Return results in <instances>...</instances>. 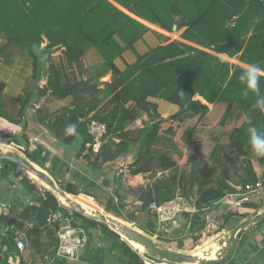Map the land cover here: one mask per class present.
Wrapping results in <instances>:
<instances>
[{"label":"trees","instance_id":"obj_1","mask_svg":"<svg viewBox=\"0 0 264 264\" xmlns=\"http://www.w3.org/2000/svg\"><path fill=\"white\" fill-rule=\"evenodd\" d=\"M115 1L169 31L175 24L179 28L187 26L182 38L264 68L263 1ZM253 10L258 13L256 16H250ZM255 18H259L257 23H253ZM147 28L110 0H3V23L0 21V30L8 42L15 43L25 54L34 57L35 80L45 72L47 85L42 88L36 86L35 89L41 94L51 90L60 99L72 96L68 105L54 112L38 109V119L61 142H80L76 157L84 160L83 168L91 173L92 179L107 176V166L128 157L131 158L128 162L130 174L126 177L145 175L148 178V183L132 186L125 185L121 176L113 174L108 190L103 191L81 176L74 181L61 177L58 180L62 190L85 207H92V201L80 194L92 196L108 213L114 211L116 204L124 210L127 198L132 196L134 201L140 202L135 214L141 213L147 218L146 223L139 227L154 236L158 233V224L149 208L151 202L164 203L177 196H194L199 207L214 205L230 194L246 193L247 185L260 181L251 160L254 150L250 144V130L255 127L264 134V105L257 102L264 92V76L261 75L259 80V93L247 89L239 79L246 67L222 60L180 40L160 45L141 55L125 70L119 69L115 59L142 37ZM249 29L253 33L248 37ZM45 38L48 44L41 49ZM63 45L66 49L56 64L51 58L52 51ZM91 48L101 55L102 62L86 69L84 57ZM109 71L112 72V80L101 87L98 78ZM4 90L5 83L0 80V112L17 122L18 119L5 109ZM35 95L32 90L25 98L11 99V105L19 109L18 116L26 114ZM196 95L221 105L215 119L208 118L209 106L196 100ZM150 97L165 99L180 105L181 109L187 106V112L175 120L164 118ZM145 115L147 119H143ZM242 115L246 121L238 126L236 122ZM93 119L107 125V133L98 152L93 149L94 138L89 133ZM137 119H143V126L130 127L131 122ZM182 120L187 121L180 134L184 145L198 144L204 135L213 143L210 162L207 163L209 170L198 173L203 158L199 146H193L187 155L177 140L180 123H176ZM228 126L233 127L225 134ZM23 137L28 142V135ZM14 140L18 139L14 137ZM26 152L31 161L51 173L40 157L29 149ZM182 158H185L186 165L189 164V171L179 168ZM259 160L264 165V156ZM3 163L1 178L7 181L20 179L32 196L22 208L13 204L0 217V264H22L24 261L17 247V231L25 235L34 255L32 264L38 259L42 261L40 264H67L68 259L56 256L60 223L51 225L47 219L58 209H69L61 204L53 191L41 189L30 179L24 166L10 160H3ZM52 171L55 176L57 170ZM262 180L264 183V178ZM89 199L92 200L91 197ZM243 205L256 211L260 208L255 201H246ZM73 214L74 224L101 231L102 246L91 253L92 257L98 256L103 264H145L140 253L108 225L77 212ZM232 216L229 213L226 222ZM126 219L136 222L137 217L130 215ZM254 227L261 230L264 219L242 233V245L246 244L248 233ZM195 238L199 239L198 236ZM12 253L17 255L18 263L9 261ZM232 254L220 264L228 261L236 264ZM160 256L168 257L171 264L184 262L175 256Z\"/></svg>","mask_w":264,"mask_h":264},{"label":"crops","instance_id":"obj_2","mask_svg":"<svg viewBox=\"0 0 264 264\" xmlns=\"http://www.w3.org/2000/svg\"><path fill=\"white\" fill-rule=\"evenodd\" d=\"M113 2L116 6H118L120 9H122L124 12L129 14L130 16L134 17L136 20L141 22L142 24L146 25L148 28L143 33L142 37H140L137 41L134 42V44L131 47L126 48L123 53L115 59L116 66L121 69L125 70L130 64H133L137 61V59L152 49L157 48L160 45H165L171 41L174 40H180L185 43H188L190 45H193L199 49L206 50L209 53H212L218 57H220L222 60L229 61L232 64L240 65L243 67H249L250 64L242 62L237 57H230L226 53H220L215 50H212L207 47L200 46L198 44H195L192 41H189L187 39L182 38V34L187 29V26H182L179 28L178 24H175L173 26V30L169 31L165 28H162L158 24H155L151 21H148L144 18H141L137 16L136 14L129 11L126 7L121 5L115 0H110ZM263 1L264 0H259ZM257 7V4H256ZM2 12V13H1ZM2 14V15H1ZM258 13H255L254 10L251 12L250 16H256ZM0 21L3 23V0H0ZM253 33L252 29H249L248 31V37L251 36ZM48 44V40L45 38L43 43L41 44V49L45 48ZM136 48L139 52L137 54L134 52V49ZM40 49V50H41ZM66 49V46H56L52 51V60L55 61L56 64L61 60L60 57L63 55L64 50ZM39 50V51H40ZM46 61V58L45 60ZM43 61V62H44ZM102 62L101 55L96 51L95 48H91L89 51H87L85 57H84V63L85 67H96ZM35 64H34V57H30L27 54H25L22 49L16 45L15 43H9L6 39L5 35H3V32L0 30V80H2L5 83V90L3 97L6 101L5 109L7 112H9L14 118L18 119L17 122L12 121L10 118L5 117L0 112V138L7 139L9 137L8 130L12 127H17L22 130V132L16 136L18 141L21 144H25L27 146V149L31 151V153H35L38 157L45 160L47 162L46 167L49 169L50 166L53 167L55 165L56 170H62L61 173L64 175V178L66 180L74 181L77 176H81L83 179L90 180L92 185H97L100 189L103 191L108 190V183H111L113 180V176L110 175V173L107 174V176H101L98 177L96 180L92 179L91 173L87 172L86 168H83L82 170L79 168L82 166V164H79V162L84 161L83 159H79L76 157V151L71 150L70 157L66 155V152L68 153V148L70 145L75 144L76 142L69 144V143H63L60 139L55 137L47 128L45 125H43L39 119H38V112L37 110L40 108H43L45 111L54 112L58 110L59 108L68 105L72 101V96H69L65 99H60L54 94H52L51 90H48L47 94H41L37 88H42L45 85H47V78L45 72L43 74H40V79L35 80ZM88 74L86 73L84 75V78L86 79ZM112 72H107L104 76L101 78H98L99 82L101 83V87H104V84L108 81L112 80ZM264 76V74H262ZM35 85V86H34ZM36 88V95L35 98L33 97L32 106L27 110L26 114L23 117L18 116L19 109L16 107L14 108L11 105V99L22 96L23 98L27 97L28 93L32 92V90H35ZM264 95V92L263 94ZM196 100H199L203 104H206L209 106V113L208 118L211 119L214 118L217 114V112L220 111L219 103H210L208 102L203 96L196 95L194 97ZM150 101L155 102L158 105V111L164 118H170L171 116L175 115L179 111H181V106L174 104L172 102H169L165 99L158 98V97H150ZM3 106V104H2ZM263 113H264V106H262ZM223 111V110H222ZM143 119H147V116L145 115ZM244 121H246V117L244 115L239 117L238 122L236 124L240 126ZM180 122L176 123L179 124ZM233 126H228L225 130L228 132ZM180 131V129H179ZM24 134H27L29 139L28 142L25 141V138L23 137ZM262 134V133H261ZM34 136H39L40 141L39 143H31V138ZM179 138H177L178 140ZM209 140V138L207 139ZM211 142V141H210ZM199 144V145H198ZM198 144H192V147L197 145L200 147V143ZM191 145V144H190ZM213 148V147H212ZM201 147L199 152H201V155L203 156L204 153L201 151ZM73 151H75V156H72ZM212 152V149L210 150ZM210 152H208L209 154ZM211 154V153H210ZM209 154V157H210ZM69 155V154H68ZM258 154L254 151L251 155V160L253 162L254 169L260 179V181H263L264 178V165L260 162ZM30 159V158H29ZM78 159V160H75ZM128 159V160H127ZM127 159H122L121 162L117 161L119 165L124 162H130L131 158L128 157ZM185 158H183L184 160ZM182 161V160H181ZM180 161V163H181ZM32 162V161H31ZM186 160H184L183 163H185ZM34 163V162H33ZM35 164V163H34ZM36 165V164H35ZM115 164H113L114 166ZM40 166V165H36ZM41 167V166H40ZM84 167V166H83ZM118 167V166H117ZM43 168V167H42ZM200 168V169H199ZM198 168V173L202 171V168ZM44 169V168H43ZM116 176H119L117 172L115 173ZM110 175V176H109ZM0 176V197L5 199L8 203H11V205L16 204L19 208H22L27 201L31 199V194L23 187L20 179H12L11 181L3 180ZM123 179H125L123 175ZM130 183L133 184V182H136V184L132 186H136L139 184H146L144 175H137L131 179H129ZM131 185V184H130ZM264 193V191H263ZM83 194V193H82ZM81 195V194H80ZM86 195V194H85ZM263 195V196H262ZM261 195V204L258 201H255L259 206V210H255L253 207H246L244 206L242 214L243 217L238 219L237 223L235 225H231L228 222H225L223 226L220 227V230L215 232L212 236L209 237L207 240L209 242L211 238V244L210 245H217L218 248L221 247L222 240L225 239V233L229 234L230 230L235 229L242 221L247 219L248 217L252 216L253 214H256L259 211L264 210V206L262 202L264 203V194ZM88 197L89 196L87 195ZM249 197H253L250 195ZM255 198H259V196H255ZM226 199H229V197H226ZM225 199V200H226ZM93 202V201H92ZM133 203L135 205H139V201H134ZM229 204V202H228ZM85 207V206H84ZM90 209V207H86ZM217 213L216 216L221 213L223 207L216 206ZM219 210V211H218ZM215 215V214H214ZM215 216V217H216ZM204 217V218H203ZM214 221L211 224H208L206 222L205 216H196L193 219L192 227L190 230L193 232L190 233V230H188V225L182 224V229L179 230L182 234H184V238L180 237L178 239V242H181L180 244L183 245V248L187 249L186 246L188 245V242L194 241V238L198 235L199 240L204 239L205 230H208V228H211L212 226H216ZM231 225V229L228 228V224ZM227 225V226H226ZM200 226L201 228H198ZM246 231V230H245ZM244 231V232H245ZM18 232V231H17ZM254 234V235H253ZM243 235V234H242ZM241 235V236H242ZM24 240L27 243L24 235ZM241 238V237H240ZM240 238L235 239L233 243V251L232 256H234L236 260V264H264V227L261 230H258L257 227L251 228L248 233L247 242L245 245L241 244ZM182 239V240H181ZM196 239V238H195ZM169 240V239H168ZM220 240V241H219ZM206 241V243H207ZM214 241H217L213 243ZM205 243V245H206ZM208 245V244H207ZM201 245H198V248ZM204 246V245H203ZM89 247H86L82 252L79 260V264H103V261H101V258L99 259L98 256L93 255L91 256V253L94 251L93 249H88ZM196 247L193 254H196V251L198 249ZM205 249L207 247H204ZM100 251V250H98ZM97 251V252H98ZM184 251V249L182 250ZM181 251V252H182ZM186 251V250H185ZM22 257L24 261L22 264H32V260L34 259V255L31 253V250L29 249L28 243H27V249L25 252H21ZM186 253V252H185ZM13 254V253H12ZM10 256L9 261L11 263H18L19 260L16 257ZM39 257V256H38ZM104 257V256H101ZM94 258V259H93ZM216 258V257H215ZM104 259V258H103ZM107 259V257H106ZM40 259H38L39 261ZM75 260V261H78ZM170 262V261H169ZM186 262V261H185ZM184 262V263H185ZM178 263V262H177ZM189 263V262H186ZM193 264H200L197 262H192ZM105 264V262H104ZM107 264V263H106ZM190 264V263H189ZM224 264H230V262H225Z\"/></svg>","mask_w":264,"mask_h":264},{"label":"built area","instance_id":"obj_3","mask_svg":"<svg viewBox=\"0 0 264 264\" xmlns=\"http://www.w3.org/2000/svg\"><path fill=\"white\" fill-rule=\"evenodd\" d=\"M143 126V119H137L132 121L130 127ZM9 137L7 139L0 138V151L2 153H10L15 155L23 156L27 151V146L25 144L18 143L14 140V137L18 136L22 130L17 127H12L8 130ZM89 133L93 136V149L95 152H98L103 138L107 133V125L104 122H100L98 120L93 119L89 124ZM11 138L10 141L8 139ZM40 137L34 136L31 138V143H39ZM4 167L3 160L0 159V176L2 174ZM117 174L119 176H128L130 174V170L128 167V162L124 161L117 167ZM246 193H236L230 194L227 197L234 198L235 196L242 195L241 199L238 198L235 201V204H239L242 200L249 199V196L254 194L253 196H260L264 191V183L263 181H259L256 184L247 185ZM226 199V198H225ZM223 199V200H225ZM235 199V198H234ZM60 200V199H59ZM222 200V201H223ZM216 202L214 205L205 204L203 207H199L197 204V198L194 196L185 197V196H177L174 199L166 201L164 203H157L153 201L150 203L149 208L153 211L156 216L157 224H158V233L154 236L160 238L159 234L162 236L161 239H179L180 237L184 238V234H180L179 230L182 229V224L188 225V230L192 227L193 219L198 215H204L206 222L211 224L214 221V218L217 213L216 206L221 207V202ZM226 201L230 202L229 199ZM63 206H66L69 210L65 211L63 209H58L52 212L47 222L48 224H54L59 222L60 227L57 230V237L59 240V244L56 251V256L59 258H66L70 260H78L80 259L81 252L86 248L88 249H99L101 248V234L98 235L94 230H89L83 227L80 224H74L75 217L73 214V210L67 206V204L63 203L60 200ZM11 203H8L5 199L0 197V217L3 214L7 213L11 209ZM219 211V210H218ZM215 214V215H214ZM182 223V224H181ZM193 231L190 230V233ZM24 234L20 231L17 232L16 242L18 249L23 253L27 249V243L24 240ZM95 238V240H94ZM169 239V240H170ZM182 240V239H181ZM181 243V242H180ZM140 256L143 258L145 264H171L170 262L165 263L161 261L156 262L155 256L148 255V252L141 254ZM180 264V263H176ZM181 264H189V263H181ZM193 264V263H190Z\"/></svg>","mask_w":264,"mask_h":264},{"label":"rangeland","instance_id":"obj_4","mask_svg":"<svg viewBox=\"0 0 264 264\" xmlns=\"http://www.w3.org/2000/svg\"><path fill=\"white\" fill-rule=\"evenodd\" d=\"M134 49V52H136L137 54H139V52H138V50L136 49V48H133ZM33 91H35L36 92V89L35 90H33ZM215 119V118H214ZM186 120H182V121H180V124H179V128H180V131H179V135H178V138H179V141L181 142V144L184 146V152L185 151H187L186 152V154L188 155L189 153H190V150L192 149V144L191 145H184V143H183V141L181 140V138H180V134H181V132L184 130V128H185V125H186ZM215 122V121H214ZM208 139V137L206 136V135H204L203 137H202V141L200 142V147H201V151H203L202 153H204V155H203V158H202V161H201V165L199 166V167H201L202 168V170H209V167L207 166L208 164L207 163H209L210 162V157H209V154L211 153V149H212V147H213V143L212 142H210L209 140H207ZM68 148V153L66 152V155L67 156H69L70 157V153H69V151L71 152V150L73 149V150H75V151H78L79 150V148H80V142H76L75 144H72V145H70L69 147H67ZM75 151H73V153H72V156L74 157L75 156ZM208 152H210L209 154H208ZM69 154V155H68ZM23 157H25L26 159H28V160H30L29 159V157H28V154H27V152L25 153V155H23ZM45 160H47V159H45ZM44 159H42V162L44 163V165L45 164H47V162L45 161ZM75 160H78V159H75ZM182 160V161H181ZM180 161H181V163H180V161H179V168L180 169H186V170H190V166H189V164H185V163H183L184 162V160H183V158L181 159ZM31 161V160H30ZM122 160H120L119 162H121ZM33 162V161H32ZM78 163L79 164H82V166H80L79 168L82 170L83 169V164H84V161H82V162H79L78 161ZM36 164V163H35ZM37 165V164H36ZM117 166H119V164L118 163H115V165L113 166V165H109V166H107L105 169H106V171H108V173H110V175L111 176H114L113 174H115L116 172H117ZM39 168H41V170H43V171H46L47 173H48V175H50L55 181H56V183L59 185V180L60 179H64V175L61 173V172H59V170H57V171H55V176H59V178H57V177H55V176H53L51 173H54L53 171H52V169L54 170L55 169V165H53V167L52 166H50L49 167V169H50V171H51V173L49 172V171H47L46 169H43L42 167H40V166H38ZM200 169V168H199ZM28 171V172H27ZM25 172H26V174L30 177V179H32V180H34L37 184H38V186L42 189H47L46 188V186L44 185V183H42L41 181H39V180H37L36 178H34L32 175H31V173L30 172H32V171H30L29 169H27V168H25ZM58 174V175H57ZM109 175V176H110ZM62 177V178H61ZM122 177V181H123V183L125 184V185H129V184H131V185H134V184H136V182H133V184L132 183H130V181H129V179L130 178H127V177H125V179H123V176H121ZM144 178H145V183H148V178L147 177H145V175H144ZM59 179V180H58ZM59 187L61 188V186L59 185ZM62 189V188H61ZM262 194H264L263 192H262ZM262 194H260V196H259V198H255V196H253L254 194H252V196L253 197H249V199H246V200H242L239 204H235V201L238 199V198H240L241 199V197H242V195H239L238 197L237 196H235L234 198H229V200H230V202H229V204H228V201H226V200H223L222 202H221V207H223V209H222V211H221V213H219L214 219H215V224H216V226H212L211 228H208V230H205V235H204V239H195L194 238V241L193 242H190V244H189V242H188V245L186 246V248L187 249H185V248H183V245L182 244H180V242H178V239H175V238H172V239H170V240H168V239H161V238H157V237H155V236H151L150 234H148V233H146L143 229H141L140 227H139V225H144L145 223H146V221H147V218L144 216V214H135L136 213V211H137V205H135L134 203H133V200H134V198L132 197V196H130L129 198H127V206H126V208L124 209V210H121L120 208H119V206H118V204H116L115 206H114V211H112V212H110V213H108L107 211H106V209H105V207L103 206V205H101L98 201H97V199H95L94 197H92V200H90L89 199V197L87 196V195H85V194H81V195H85L86 197H87V199L89 200V201H93L96 205H97V208H96V210H97V213H106L108 216H110V217H113V218H115V219H117V220H119V221H123V222H125V223H127V224H129V225H131V226H133V227H136L137 229H139V230H141L143 233H145L146 235H148V236H150L156 243H158V245L160 246V247H162V248H167V249H173V250H176V251H182L183 249H184V251H182V252H186V253H193L194 251H195V249H196V247L198 248V245H201L198 249H197V251H196V253H199V254H201V255H205V256H208V257H213V258H215L216 257V255H217V251H218V246L217 245H210L211 243V238H210V240H209V242L207 241L208 239H209V237L210 236H212L215 232H217L218 230H220V227L221 226H223V224L226 222V216L229 214V213H232L233 214V216H232V218L230 219V222L231 223H229V224H231V225H235L236 223H237V221H238V219L240 218H242L243 217V214H242V211H243V207H244V205H243V203L244 202H246V201H258L257 203H259L260 202V204H261V195ZM77 196H80V195H77ZM263 196V195H262ZM85 197V198H86ZM262 204H263V206H264V203L262 202ZM264 211V210H263ZM93 212V211H92ZM130 215H136V217H137V219H136V222H130V221H128L127 219H126V216H130ZM254 215V214H253ZM228 224V223H227ZM228 224V228H230L231 229V225H229ZM90 231H91V228L89 229ZM97 234V237H98V235H100L101 234V231H100V229H93ZM233 230H230L229 231V234H227V233H225V239L224 240H222L221 242H223L224 241V243L227 241V239L230 237V235H231V232H232ZM199 235V234H198ZM198 235H196V236H198ZM254 235V234H253ZM125 239V238H124ZM94 240H95V238H94ZM127 240V239H126ZM131 245H132V247L138 252V253H141V254H144V253H146V249H145V247L144 246H140V245H138L137 243H135V242H132V241H130V240H127ZM206 241H207V243H206ZM220 241V240H219ZM215 242H217V241H214L213 243H215ZM205 243H206V245H205ZM224 243H221V245H223ZM210 245V246H208V245ZM204 245V246H203ZM206 246H208L206 249L204 248V247H206ZM186 250V251H185ZM148 252V255H150V256H155V258H156V262L158 261H161V262H165V263H168L170 260H169V258L168 257H166V256H160V255H157V254H153L151 251H147ZM40 262H42L41 260H39L37 263H35V264H40ZM185 262V261H184ZM184 262H178V263H184ZM67 264H79V260L78 261H75V260H70V259H68V263Z\"/></svg>","mask_w":264,"mask_h":264},{"label":"water","instance_id":"obj_5","mask_svg":"<svg viewBox=\"0 0 264 264\" xmlns=\"http://www.w3.org/2000/svg\"><path fill=\"white\" fill-rule=\"evenodd\" d=\"M187 112V106L181 109L178 113L171 116V120H175ZM0 159L2 160H10L15 163H19L25 168L29 169L33 173H35L39 181L43 182L47 189L55 192H58L59 195H56L63 203L67 204L69 208H71L74 212H77L85 217L93 219L97 222L102 224L108 225L111 229L118 232L123 238H128L132 241L142 244L147 251H151L153 254L157 255H171L175 256L179 259H182L186 262H209L213 264H220L226 261L233 252V243L235 239L241 237L242 233L248 229L250 226L262 221L264 219V211H259L256 214L248 217L244 221H242L233 231L231 232L230 237L227 241L221 245V247L217 251V255L215 259H206L203 257L198 256L197 254L193 253H185L181 251H176L173 249L162 248L156 243L150 236L143 233L141 230L133 227L123 221H119L113 217L108 216L106 213H96V212H89L85 209L80 203L73 201L68 197V193L63 191L56 181L48 175L46 171L38 169L37 166L31 162L30 160L26 159L23 156L10 154V153H2L0 151ZM59 196H62L60 198ZM12 256L15 258L16 255L13 253Z\"/></svg>","mask_w":264,"mask_h":264},{"label":"clouds","instance_id":"obj_6","mask_svg":"<svg viewBox=\"0 0 264 264\" xmlns=\"http://www.w3.org/2000/svg\"><path fill=\"white\" fill-rule=\"evenodd\" d=\"M258 20L259 18H255L253 23H257ZM262 74H264V68L257 64H252L243 71L239 79L246 84L247 89L259 93V80ZM257 102L260 105H264V95L260 96ZM250 144L258 155L264 156V134H261L255 127L250 130Z\"/></svg>","mask_w":264,"mask_h":264},{"label":"bare ground","instance_id":"obj_7","mask_svg":"<svg viewBox=\"0 0 264 264\" xmlns=\"http://www.w3.org/2000/svg\"><path fill=\"white\" fill-rule=\"evenodd\" d=\"M37 168L38 169H41V168H39L38 166H37ZM28 172V171H27ZM31 173V175L34 177V178H36L37 180H39V178H38V176L35 174V173H33V172H30ZM43 183V182H42ZM55 194L56 195H59L58 194V192H55ZM60 198H62V196H59ZM69 197V196H68ZM70 198V197H69ZM62 199H64V198H62ZM71 199V198H70ZM73 200V199H72ZM73 201H75V202H78V201H76V200H73ZM79 203V202H78ZM83 206V205H82ZM84 207V206H83ZM85 209H87L89 212H91V213H93V212H96L97 213V210H96V208H97V205L94 203V202H92V207H90V209H88V208H86V207H84ZM93 211V212H92ZM125 239H127V240H130V239H128V238H125ZM130 241H132V240H130ZM132 242H135V241H132ZM135 243H137V242H135ZM138 245H140V246H143L142 244H140V243H137ZM198 256H200V257H203V258H206V259H215V258H213V257H208V256H205V255H201V254H199V253H196Z\"/></svg>","mask_w":264,"mask_h":264}]
</instances>
